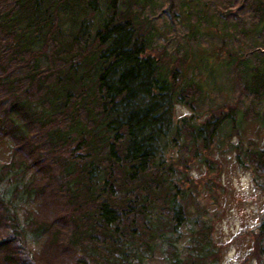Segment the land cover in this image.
<instances>
[{
  "label": "trees",
  "instance_id": "trees-1",
  "mask_svg": "<svg viewBox=\"0 0 264 264\" xmlns=\"http://www.w3.org/2000/svg\"><path fill=\"white\" fill-rule=\"evenodd\" d=\"M218 1L226 24L247 0ZM155 4L0 0V143H11L0 264H148L158 252L163 264H220L189 168H213L227 148L264 189V146L243 138L250 123L264 127V0H251L253 30L241 32L256 43L226 48L218 65L199 46L170 51L147 13ZM222 66L250 102L203 117ZM179 105L191 114L176 119ZM30 204L41 211L22 217ZM29 235L47 237L50 257Z\"/></svg>",
  "mask_w": 264,
  "mask_h": 264
},
{
  "label": "rangeland",
  "instance_id": "rangeland-1",
  "mask_svg": "<svg viewBox=\"0 0 264 264\" xmlns=\"http://www.w3.org/2000/svg\"><path fill=\"white\" fill-rule=\"evenodd\" d=\"M154 1L156 4L149 7L147 13L155 17L156 25L162 31L161 41H164L172 52L176 51L177 43L182 50H195L199 46L209 49L210 63L218 65L224 61L226 48L248 50L256 43L255 35H241L242 31L253 30L248 23L251 0L245 2L242 14L229 16L230 20L226 24L221 20L226 12L222 10L218 0H172V5L171 0ZM190 24L200 26V35H197V38L191 34ZM220 72L217 85H211L212 91L203 96L199 103L203 117L208 115L210 108L222 104L238 103L242 108L250 102V98L246 97L236 84L233 71L222 66ZM190 114L187 107H176V119ZM243 138L245 141L253 138L259 145L264 146L263 125L250 123L243 132ZM236 139L238 137L233 138L234 141ZM225 149L227 148L223 150ZM223 150H215L211 154L213 168L194 161L189 168L200 195L201 206L207 212L206 217L212 225L219 263L264 264V254L261 251L264 244V234L261 230L264 224V189L255 183L250 171L237 163L234 152ZM10 158L11 143H0V163L8 162ZM25 206L29 207L22 209V217L25 215L24 209L37 213L41 211L35 205ZM47 218L48 216L40 214L41 220L45 221ZM47 243L46 236L29 235V247L38 255L48 252L50 257L52 251L47 248ZM163 263V254L160 252L154 260L148 262Z\"/></svg>",
  "mask_w": 264,
  "mask_h": 264
}]
</instances>
